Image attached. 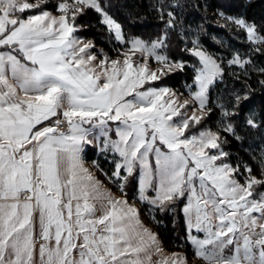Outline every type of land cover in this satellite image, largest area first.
Returning a JSON list of instances; mask_svg holds the SVG:
<instances>
[{"label":"snow or ice","instance_id":"snow-or-ice-1","mask_svg":"<svg viewBox=\"0 0 264 264\" xmlns=\"http://www.w3.org/2000/svg\"><path fill=\"white\" fill-rule=\"evenodd\" d=\"M46 2L0 0V48L10 49L0 51V264H144L141 254L149 248L163 251L124 198L137 170L141 200H148V189L156 192L153 205L187 199L182 209L187 240L204 264H264V192L257 191L264 179L245 165L248 176L240 183L234 176L240 166L223 162L228 153L219 133L191 134L190 124L204 117L181 112L189 100L179 103L168 88L138 90L160 79L157 72L184 68L157 52L166 47L167 32L150 44L131 40L122 64L107 56L93 64L98 57L88 51L92 42L73 36L76 16L95 10L124 43L121 25L101 0H63L58 17L41 7ZM34 9L38 14L25 18ZM167 16L166 27H173V13ZM226 19L246 30L253 44H264L254 23ZM190 51L202 65L194 77L198 90L190 95L203 111L222 70L198 47ZM136 52L145 62L134 67L129 53ZM149 57L162 67L149 71ZM229 63L243 67L250 61L237 55ZM247 98L236 96L237 105ZM246 122L259 127L252 116ZM223 130L235 135L232 124ZM89 136L101 141V152L119 157L114 156L112 176L122 181L120 197L101 191V182L83 167L80 153L83 144L92 143ZM146 258L151 262V255ZM157 264H187V257L172 253Z\"/></svg>","mask_w":264,"mask_h":264},{"label":"trees","instance_id":"trees-1","mask_svg":"<svg viewBox=\"0 0 264 264\" xmlns=\"http://www.w3.org/2000/svg\"><path fill=\"white\" fill-rule=\"evenodd\" d=\"M101 3L121 25L127 40L140 38L151 42L167 32L164 53L169 59L183 63L184 68L167 72L148 85L168 86L179 92H185L186 85L195 88L194 77L201 64L199 58L187 50L186 39H196L200 47L220 59L223 66L234 52L250 61L244 78L225 76L210 87L208 105L202 115L204 118L199 124L192 122L190 132L198 134L209 129L219 133L221 141H226L221 144V149L228 153L223 162L233 167L240 166L239 174L234 175L244 182L248 176L244 170L247 165L252 169L251 175L264 179V84L261 83L264 73H257L264 68V44L253 45L243 30L226 19L244 17L257 26L259 34L264 35V0H155V4L153 0H101ZM47 5L45 9L56 8L55 4ZM169 11L173 13V27H166L170 19L167 16ZM101 20L99 13L85 8L82 14L76 16L74 27L78 30L74 35L93 40L99 56H102L101 53L108 58L122 55L125 46L115 39L114 33H110ZM213 35L222 39V45L214 40ZM256 48L261 51L257 52ZM245 95L248 98L237 105L236 96ZM225 111L236 114L226 116ZM249 116L255 119L259 127L253 128L247 124ZM228 124L235 128V135L223 130ZM236 136L240 139H236ZM88 151L90 153L92 150ZM129 186V196L132 198L137 193V180L132 179ZM257 191L264 192V187H258ZM183 203L175 201L150 209L148 215L164 248L182 253L189 260L194 254L187 241Z\"/></svg>","mask_w":264,"mask_h":264},{"label":"rangeland","instance_id":"rangeland-1","mask_svg":"<svg viewBox=\"0 0 264 264\" xmlns=\"http://www.w3.org/2000/svg\"><path fill=\"white\" fill-rule=\"evenodd\" d=\"M29 2L35 3L36 0H29ZM60 2H63V0H47V2L45 4H43L41 7H43L44 10L49 11L53 16H57L58 17L59 15H61V13L57 10V5ZM68 2L71 3L72 0H68ZM153 2L155 4V0H153ZM47 4H50V5L55 4L56 8L55 9H51V8L50 9H45V6ZM38 12H39V10L34 9V10H30L29 12H27L24 15H25V18H26L27 15H29V14H38ZM234 18H243V19H245L244 17H234ZM246 22H248V21L246 20ZM233 25L235 27H237V28H240L235 23H233ZM240 29L243 30L246 33V30H244L242 28H240ZM73 36L77 37L79 40L83 41L84 43H87L89 41L92 42L94 47L89 49L88 51L91 52L92 54L97 55V57H98L97 61H93V64H98L99 63V59H102L103 56H105V55H102V56L98 55V52L95 51V49H94L95 48V44H94L93 40H90V39H87V38H83V37H80L78 35H74V33H73ZM123 36H124V34H123ZM213 38H214V40H216L218 43H220L222 45V39L218 35H213ZM133 39H136V38H132L130 40H127L125 38V36H124V40H125L124 43H122L121 41L117 40L118 42H120L121 44H123L125 46V50H124L123 53L128 52V50L131 48V43L130 42ZM138 39H140V38H138ZM193 41L196 42L195 45L193 44ZM146 43L150 44L151 42H146ZM186 44H187L186 48H187V50L189 52H191L190 49H192L193 47H198L200 50H202L205 53L211 55L217 61V63L221 67L222 76L218 77L216 82L218 80L223 79L225 76H230V75L236 76L238 78H244L245 76H247L246 66L249 63H246L243 67H241L239 64H230L229 63V61H231L234 57H236L238 55L236 52H234V54L232 55V58L226 62V65L223 66L222 65V61L220 59H218L216 56L212 55L211 52L202 49L196 39H186ZM253 45H258V44H253ZM9 50L10 49H7V48H0V51H9ZM100 51H101V49H100ZM157 52L159 54H161V55H165L164 47L157 49ZM129 55H131V57H132V62H133V66L134 67L136 65H138V64H143L145 62V57L142 56V54L139 53V52H136L135 54L129 53ZM240 58H241L242 61H249L248 59H244L242 57H240ZM115 59H120L121 64H122L124 56L122 54V55L114 57V58L111 57V58H109V61L115 60ZM169 62L172 63V64L177 63V62H175V61H173L171 59H169ZM147 65H148V70L149 71H156L157 69H160L162 67V65L159 64L155 60L154 57L147 58ZM109 67H110V65H109ZM201 67H202V65H201ZM175 69H178V68H173V70H175ZM223 69H225V70H223ZM257 71L258 70H256L255 72H257ZM257 73L261 74L260 71L257 72ZM157 75L161 76V74L159 72H157ZM250 78H252V77H250ZM152 82H155V81H151V82H148V83H152ZM13 83H14V81H13ZM148 83H146L143 86V88H140L138 90L144 91V90H147V88H149V87L168 88V89L171 90L169 95H171V93H176V96L178 98V102L179 103H183L184 100H189L190 106L187 109H181V112L184 113V115L186 117H191L193 115V113H195L197 116H202V115L205 114L206 106L208 105V103L206 104L205 109L203 111H201L199 109L198 102L193 101L192 97L190 95L191 92H195V91L198 90L197 86L195 85V83H194L195 88H191V85H186L185 86V90H184L185 92H179L176 89H174L172 87H168V86H158V87L157 86H152V85H148ZM209 92H210V88H209ZM209 92H208V101H209ZM130 98L131 97H129V99ZM173 119L176 120L178 118L174 117ZM84 127L88 128L90 126L89 125H84ZM203 131L215 132V131L209 130V129L208 130L206 129V130H203ZM96 132H97V130L94 129L93 130V135H95ZM198 134H195V135H198ZM112 138L115 139L114 136ZM88 139L92 140V143L83 144L82 145V149L83 150L80 153V157H81V161H82L83 167L87 168L89 170V172L92 174V176L95 178V180H98V181L101 182V191L108 190L111 193H113L116 197H120L121 196V192H120V190H119L117 185L119 183H121L122 181H119L116 177L112 176V173L115 170V165L113 163V159H114L115 154H113L112 152H101L100 151L101 141L93 139V136H89ZM89 149L92 150L90 153L88 151ZM213 150H216V151L213 153ZM207 151H209L210 154H216L218 152L217 149H209ZM88 154H90V156L92 158H89ZM115 159L119 160V157L115 156ZM93 161H95V164L93 163ZM217 163L219 164V163H221V161H217ZM96 165H98L99 167H97ZM123 174H125V173H123V171H122V175ZM235 178L238 179L236 176H235ZM135 179L137 180V183H138V189H137L136 195L134 197H132V198L129 196V187H130L129 184L132 181V178H130L129 182L125 186V191L127 192V196L124 197V198H126L128 200V202H129V204L133 205L136 208V210L138 211L139 219L141 221L142 226L147 228V229H149L152 233L156 234V236L158 238V241H159V247H161L163 249V251L157 253L155 251V246L152 247V248H149L147 250V253H142L141 254V258L144 260V264H152V261H153L154 257L159 258L161 261H163L165 259H169L170 260L172 253H177V252H172V251L166 250L164 248V246H163V244L161 242V239H160V237L158 235V232H157V230H156L151 218H149V215H148V212L150 211V209H153V208H156V207H163L164 205H159V204L153 205V204L150 203V200L156 196V192H155L154 189H148V191L146 192V195L148 196V200H141L139 198V170H137V172L135 174ZM240 183H243V182L240 181ZM176 201H184L183 207L187 203V199H180V200H176ZM97 207L99 208V204H97ZM183 207H182V209H183ZM193 234L194 235H198L200 238H203V233H196L194 229H193ZM188 242H189V244H190V246L192 248V252L194 254L193 246L191 245L190 241H188ZM147 255H151V262H149L147 260V258H146ZM181 255L184 256L182 253H181ZM187 264H204V262L202 260L198 259L197 257H195V255H194L189 260L187 259Z\"/></svg>","mask_w":264,"mask_h":264},{"label":"crops","instance_id":"crops-1","mask_svg":"<svg viewBox=\"0 0 264 264\" xmlns=\"http://www.w3.org/2000/svg\"><path fill=\"white\" fill-rule=\"evenodd\" d=\"M161 260L157 257L153 258L152 264H157V262H160Z\"/></svg>","mask_w":264,"mask_h":264}]
</instances>
